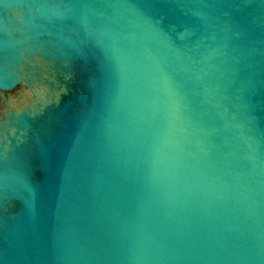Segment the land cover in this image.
<instances>
[{
  "label": "water",
  "instance_id": "water-1",
  "mask_svg": "<svg viewBox=\"0 0 264 264\" xmlns=\"http://www.w3.org/2000/svg\"><path fill=\"white\" fill-rule=\"evenodd\" d=\"M0 264H264V0H0Z\"/></svg>",
  "mask_w": 264,
  "mask_h": 264
}]
</instances>
